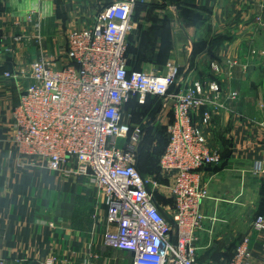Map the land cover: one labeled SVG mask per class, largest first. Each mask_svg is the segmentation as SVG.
<instances>
[{
    "label": "crops",
    "instance_id": "obj_1",
    "mask_svg": "<svg viewBox=\"0 0 264 264\" xmlns=\"http://www.w3.org/2000/svg\"><path fill=\"white\" fill-rule=\"evenodd\" d=\"M111 0H0V263L133 264L131 252L105 241L106 196L88 178L52 170L19 157L12 141V110L32 82L25 73L35 58L62 65L68 34L89 27ZM129 33L144 47L139 69H179L177 87L216 78L227 91V108L201 123L208 145L221 161L203 169L209 197L199 230L200 264H229L235 247L251 237V264H263L264 232L253 222L264 214V0H144ZM31 10L41 16L36 38ZM150 52L152 54H150ZM139 59L137 56L135 61ZM235 61V62H234ZM218 63L219 72L212 64ZM134 67V66H133ZM16 73L6 77L5 72ZM22 73V74H20ZM160 116L165 114L161 109ZM160 117V118H161ZM133 129H139L130 122ZM168 206L173 198L162 183Z\"/></svg>",
    "mask_w": 264,
    "mask_h": 264
},
{
    "label": "built area",
    "instance_id": "obj_2",
    "mask_svg": "<svg viewBox=\"0 0 264 264\" xmlns=\"http://www.w3.org/2000/svg\"><path fill=\"white\" fill-rule=\"evenodd\" d=\"M139 2L144 0H111L89 27L71 30L62 65L43 57L31 62L22 73L32 82L12 110V141L19 157L32 164L65 168L95 184L108 202L106 244L131 252L133 264H200L198 232L206 218L201 206L209 197L203 169L221 161L201 123L225 110L226 100L237 98L238 92L227 91L216 78L177 87L180 69L171 62L166 72L131 68L128 36ZM27 20L40 38L39 12L31 10ZM211 66L214 72L221 70L218 63ZM148 94L162 97L164 112L173 113L160 158L161 174L171 181L164 184L173 198L168 206L160 205L154 195L163 184L146 178L137 167L131 139L140 130L125 117V103L133 96L144 103ZM119 139L128 142L119 146ZM254 173L264 175V158L256 162ZM253 227L264 232V214L255 218ZM250 244L251 237L245 235L229 264H251Z\"/></svg>",
    "mask_w": 264,
    "mask_h": 264
},
{
    "label": "rangeland",
    "instance_id": "obj_3",
    "mask_svg": "<svg viewBox=\"0 0 264 264\" xmlns=\"http://www.w3.org/2000/svg\"><path fill=\"white\" fill-rule=\"evenodd\" d=\"M130 56L133 58L132 53H130ZM124 110L126 119L131 121V111L126 109L125 107ZM160 117L161 116L159 114L157 116L156 121L153 123L152 118L149 117V115L143 113L142 111H139V109H136V112L134 114L135 126L140 128V132L137 138H133L131 140L135 145V151L136 154H138L137 156L141 154V165L143 168V172L146 174V178L154 179L158 156L162 151L165 142L168 139V125L170 123L169 113L167 112L163 114V117ZM126 142L128 141L124 139H119L118 145L123 146L126 144ZM157 193H161V190L155 188V194Z\"/></svg>",
    "mask_w": 264,
    "mask_h": 264
},
{
    "label": "trees",
    "instance_id": "obj_4",
    "mask_svg": "<svg viewBox=\"0 0 264 264\" xmlns=\"http://www.w3.org/2000/svg\"><path fill=\"white\" fill-rule=\"evenodd\" d=\"M143 4H145V3L144 2H139L137 6H140V5H143ZM128 37L129 38H128V51H127V53H128V56H129V65L133 69L143 70V69H139L138 68L139 67V62H140V59L142 58V56L144 54L149 53V52L147 50H145L144 47L142 48V46L140 47V49H137L134 46V44H132V42H133L132 39H131L132 36L131 37L128 36ZM130 53H132L133 58L130 56ZM150 54H152V53L150 52ZM136 56L139 58V59H137V61H135ZM175 88H176V86H173L172 90L175 89ZM124 107L131 111V114H132L131 122L132 123H135L134 122V114L136 112V109H139V111H142L143 113L149 115V117L152 118V121L154 123L156 121V119H157V116L162 111L161 109L163 108V98L158 96V95L148 94L147 97H146L145 102L144 103H140L139 102V97L138 96H133L125 103ZM168 113H169V120L171 122L172 119H173V113H172V111H169ZM168 141H169V134H168V139L165 142L164 147H163L162 151L160 152V154L158 156V160L156 162V170H155V174H154L155 177L154 178L157 179L161 183L166 182V178L163 177L162 174H161L160 158H161V155L163 154V152L166 149ZM140 155L141 154H139V156H137V167H138L139 171L141 172V174L143 176H145L146 174L143 172V168H142V165H141L142 158H140ZM154 195H155L156 201L161 205L163 203V201L165 200L164 196L161 193H157V194H154Z\"/></svg>",
    "mask_w": 264,
    "mask_h": 264
},
{
    "label": "water",
    "instance_id": "obj_5",
    "mask_svg": "<svg viewBox=\"0 0 264 264\" xmlns=\"http://www.w3.org/2000/svg\"><path fill=\"white\" fill-rule=\"evenodd\" d=\"M172 4L175 2V1H177V0H169ZM173 244L176 246V244H177V231L175 230V233H174V235H173ZM174 255L172 254V257H173Z\"/></svg>",
    "mask_w": 264,
    "mask_h": 264
}]
</instances>
